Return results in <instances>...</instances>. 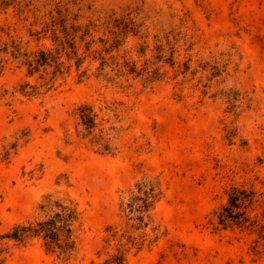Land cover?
Wrapping results in <instances>:
<instances>
[{
    "label": "rangeland",
    "instance_id": "374dc122",
    "mask_svg": "<svg viewBox=\"0 0 264 264\" xmlns=\"http://www.w3.org/2000/svg\"><path fill=\"white\" fill-rule=\"evenodd\" d=\"M3 1L0 233L78 219L68 256L4 239L0 264H264V0ZM232 187L248 221L223 226Z\"/></svg>",
    "mask_w": 264,
    "mask_h": 264
},
{
    "label": "trees",
    "instance_id": "16d2710c",
    "mask_svg": "<svg viewBox=\"0 0 264 264\" xmlns=\"http://www.w3.org/2000/svg\"><path fill=\"white\" fill-rule=\"evenodd\" d=\"M6 1L4 0L3 2L6 3ZM25 62L30 67V72L37 71L40 67L53 63L55 65V71L57 73H63V62L59 61V56L49 51L40 50L38 54L32 58H27ZM81 109L80 118L82 124L85 126V129L91 132L96 125L92 110L86 105L81 107ZM102 139L100 138L98 141L102 142ZM136 189L139 195L135 194L133 198L142 200V204L138 205L137 208L140 212H144L155 201V190L153 186L148 187L141 183L136 185ZM252 196L253 191L232 187L228 202L221 208L217 215L218 222L223 226L232 224L244 225L248 221L244 208L247 207V201L252 200ZM53 207L54 210L52 213L43 219L21 223L14 226L7 233H0V253L5 250L3 247L4 239L13 240L21 244L29 239L38 237L44 240V244L52 252L62 256H68L75 247L73 230L78 215L73 207L63 202H56ZM140 218L141 222H143V217ZM110 262L123 264L122 253L116 254Z\"/></svg>",
    "mask_w": 264,
    "mask_h": 264
}]
</instances>
